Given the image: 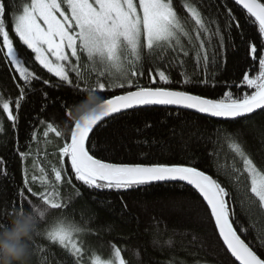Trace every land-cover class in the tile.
<instances>
[{
    "label": "trees",
    "instance_id": "obj_1",
    "mask_svg": "<svg viewBox=\"0 0 264 264\" xmlns=\"http://www.w3.org/2000/svg\"><path fill=\"white\" fill-rule=\"evenodd\" d=\"M6 2H10V11L18 13L28 0ZM174 4L179 11V0H174ZM198 7L207 19L219 22L224 35L223 47L219 45V38L213 37V47L209 48L210 83H192L183 88L176 83L183 79L181 71L193 81L204 79L203 69L197 66L194 55L190 54L182 57L183 67L177 65L166 68L167 61L159 64V67L171 73L174 81L171 85L163 86L207 98H219L228 90L236 95L242 91L251 92V89L238 88L237 85L241 83L243 75H253L258 71L257 61H253L250 56V44H257L259 58L260 40L264 37L259 36L254 18L247 17L246 11L232 0H198ZM229 9L240 25L237 28L236 22H233L230 34L225 28ZM181 14L187 15L186 12ZM212 27L215 28V25ZM13 39L18 53L34 61L31 50L22 45L18 38L13 36ZM213 52L215 64L212 63ZM26 66L43 79H48L49 84L41 80L34 81L31 89L25 87L14 66L8 64L0 54V96L13 100V114L17 116L13 125L0 108V123L4 129L0 132V161L3 162L0 171L7 172L6 176L0 175V223L5 225L12 215L14 201L16 211L21 205L24 210L31 211L28 200L42 208L46 207L38 197H32L26 190L25 195L17 200V191L23 188L24 170L27 169L30 180L33 174L41 175L39 168L43 167L49 179L54 181L51 169L60 166L59 148L65 142H70L71 127L65 131V113L84 102L88 94L80 91L85 87V82L79 80L76 74L69 76L73 81V85L69 86L47 73L38 62H30ZM150 66L156 65L146 61L145 76L140 78V83L155 87L157 85H148L147 72ZM81 72L86 77L90 76L89 84H94L95 74L87 65L84 64ZM213 79L215 86L211 83ZM101 82H105L104 78H101ZM76 83L80 84V89L74 87ZM20 87H25L26 96L17 110L15 102ZM129 90L135 89L109 90L106 87L103 93H96L103 98H111ZM44 93H47V100ZM77 100L79 103H74ZM62 101L67 108L61 106ZM42 105H46L43 110ZM49 123L58 127L64 135L56 137L51 132L48 137H44ZM225 129L228 132L241 130L247 152L258 164L264 163V110L235 121H226L169 107L137 108L115 114L96 125L89 135L87 146L90 154L105 162L194 164L199 170L212 175L233 191L231 203L235 209L234 227L241 238L260 254L264 251V208L248 198L246 188L237 191L228 184L226 173L239 161L234 158V153L224 139ZM92 142L97 146L95 151L91 148ZM29 150V157L22 159L20 152ZM64 167L68 169L67 174L71 175L67 158ZM31 186L37 192L43 190L38 181ZM59 191L68 207L64 210L49 209L46 222H40L38 231L42 232L55 218L62 216L81 225L87 222L89 231L77 239L87 249L88 264L92 253L109 258L112 243L121 247L122 255L129 264H168V261L173 264H238L222 243L204 201L193 188L185 184L158 182L118 192L88 189L74 179L69 185L65 177L59 185ZM169 239L171 245L166 243ZM31 248L32 264H73V257L67 250L52 245L43 235H34Z\"/></svg>",
    "mask_w": 264,
    "mask_h": 264
},
{
    "label": "snow or ice",
    "instance_id": "obj_2",
    "mask_svg": "<svg viewBox=\"0 0 264 264\" xmlns=\"http://www.w3.org/2000/svg\"><path fill=\"white\" fill-rule=\"evenodd\" d=\"M235 3L246 10L247 17L254 18L259 36L264 37V2L235 0ZM182 12L187 15H182ZM233 22H236L237 28L240 27L229 9L225 17V28L229 34ZM13 36L31 50L34 61L31 57L18 53ZM213 37H218L219 45L223 47L224 35L219 22L209 20L202 14L198 0H179V11L174 0H28L18 13L10 11V2L0 0V54L8 64L14 66V71L19 74L25 87L31 89L34 81L41 80L44 84H49L48 79H43L26 66L30 62H38L47 73L69 86L73 85L69 72L76 73L77 78L85 82L83 89H80L79 83L74 86L81 92L103 93L106 87L109 90L135 89L112 98H104V111L101 115L85 121L83 125L79 122L71 125L70 142H65L59 148L60 166H53L51 169L54 181L49 179L43 167L39 168L41 175H32L30 180L27 169L24 170L23 188L18 189L17 200L25 195L26 190L46 206L42 208L32 200L27 201L36 217L38 229L40 222H46L49 209L64 210L68 207L59 191V185L64 182L65 177L69 185L74 179L88 189L118 192L158 182H183L195 189L206 202L219 236L235 261L239 264H264V251L260 254L254 251L234 227L235 209L231 203L233 191L212 175L199 170L194 164L105 162L90 154V149L86 146L94 126L105 117L122 110L173 106L226 121H235L257 110H264V39L260 40L259 58L257 44H250V56L253 61H257L258 71L253 75H243L241 83L237 85L238 88L251 89V92L242 91L236 95L228 90L219 98H207L186 90L163 86L171 85L174 81L171 73L159 67V64L167 61L166 68L177 65L183 67L182 57L190 54L194 55L197 66L203 69L204 79L193 81L181 71L183 79L176 83L181 88L192 83L209 84V48L213 47ZM82 56L95 74L94 84H89L90 76L86 77L80 71L79 64H74L71 59L75 58L79 62ZM146 61L150 65H156L150 66L147 72L148 85H157L155 87L140 83V78L145 76ZM212 63L215 64V52ZM101 78L105 82H101ZM211 83L215 86L214 79ZM25 87L19 88V97L15 102L17 110L25 99ZM43 95L47 100V93ZM12 105L11 98L0 96V108L15 125L17 116L13 114ZM61 106L67 108L63 101ZM44 107L46 105H42V110ZM65 115L68 117L70 111H66ZM3 131L0 123V132ZM49 132L56 137L64 135L51 123L47 125L43 135L48 137ZM242 136L239 129L235 132L224 130V139L234 153V158L239 161L231 166L226 179L232 189L238 191L242 187L246 188L248 198L264 208V163L254 161L246 150V142ZM91 148L96 150L94 142L91 143ZM30 154L31 150L20 152L21 158L25 160ZM65 158L70 161L71 175L67 174L68 169L64 167ZM2 166L3 162L0 161V169ZM0 175L6 176L7 172L0 171ZM37 181L43 189L39 192L31 186ZM19 210H24L22 205ZM15 212L14 201L13 212L10 214ZM0 226L6 225L0 223ZM88 231L87 222L81 225L62 216L55 218L42 232L37 230L36 235H43L52 245L67 250L73 257V264H88L87 249L77 239ZM166 243L171 245V239ZM111 250L109 258L92 253L90 264H129L122 255L121 247L112 243ZM168 264L173 262L168 261Z\"/></svg>",
    "mask_w": 264,
    "mask_h": 264
},
{
    "label": "clouds",
    "instance_id": "obj_3",
    "mask_svg": "<svg viewBox=\"0 0 264 264\" xmlns=\"http://www.w3.org/2000/svg\"><path fill=\"white\" fill-rule=\"evenodd\" d=\"M104 98L98 93H88L86 100L73 106L67 117L65 131L71 125L99 116L104 111ZM38 230L33 212L17 210L6 226H0V264H32L31 242Z\"/></svg>",
    "mask_w": 264,
    "mask_h": 264
},
{
    "label": "water",
    "instance_id": "obj_4",
    "mask_svg": "<svg viewBox=\"0 0 264 264\" xmlns=\"http://www.w3.org/2000/svg\"><path fill=\"white\" fill-rule=\"evenodd\" d=\"M234 3H235V0H232ZM239 6V5H238ZM239 7H241L242 8V6H239ZM246 11V10H245ZM122 94H125V93H122ZM192 94V93H191ZM120 95V94H119ZM114 97V96H113ZM112 98V97H111ZM149 107H169V108H175V107H173V106H149ZM139 108H145V107H139ZM133 109H137V108H133ZM133 109H127V110H122L121 112H125V111H129V110H133ZM175 109H177V108H175ZM182 110H187V111H191V112H194V113H197V112H195L194 110H188V109H182ZM259 110H257L256 112H258ZM120 112V113H121ZM256 112H254V113H256ZM254 113H252V114H254ZM115 114H118V113H114L113 115H115ZM197 114H200V115H204V116H207V115H205V114H201V113H197ZM112 115V116H113ZM251 115V114H250ZM112 116H110V117H112ZM110 117H105L104 118V120H102V121H105L106 119H108V118H110ZM208 117V116H207ZM210 118H212V117H210ZM241 118H243V117H241ZM214 119H218V120H222V119H219V118H214ZM238 119V118H237ZM102 121H100V122H98L97 123V125L99 124V123H101ZM95 127V126H94ZM90 135V134H89ZM86 146H87V144H86ZM207 174V173H206ZM209 175V174H208ZM169 183H182V184H185V183H183V182H169ZM186 185V184H185ZM187 186H189V187H191L190 185H187ZM192 188V187H191ZM195 190V189H194ZM196 191V190H195ZM197 192V191H196ZM198 193V192H197ZM199 194V193H198ZM200 195V194H199ZM201 197V196H200ZM202 198V197H201ZM202 200H203V198H202ZM204 201V200H203ZM204 203H205V205H206V202L204 201ZM207 206V205H206ZM210 211V210H209ZM213 221H214V218H213ZM215 224V223H214ZM217 232H218V229H217ZM218 235H219V233H218ZM220 237V236H219ZM220 239H221V241H222V243H223V240H222V238L220 237ZM225 247H226V245H224ZM227 249V248H226ZM228 251V250H227ZM228 253L230 254V256H231V253L228 251ZM232 257V256H231ZM234 260H235V258L234 257H232ZM238 264H239V262L238 261H236Z\"/></svg>",
    "mask_w": 264,
    "mask_h": 264
},
{
    "label": "rangeland",
    "instance_id": "obj_5",
    "mask_svg": "<svg viewBox=\"0 0 264 264\" xmlns=\"http://www.w3.org/2000/svg\"><path fill=\"white\" fill-rule=\"evenodd\" d=\"M71 59H72V61H73L74 64H79V66H80V71H81V69L83 68L84 64L87 65V61H86L85 57H83V56L81 57V60H80L79 62H77V61L75 60V58H71ZM87 66H88V65H87ZM75 74H76V73H74V72H69V76H72V75H75ZM50 133H51V132H49V135H50ZM49 135H48V136H49ZM44 137H45V136H44ZM237 163H239V162H237ZM46 174H47V173H46ZM33 175H34V174H33ZM36 176L39 177L40 175L37 174ZM47 176H48V174H47ZM38 183H39V181H38ZM60 185H61V184H60Z\"/></svg>",
    "mask_w": 264,
    "mask_h": 264
}]
</instances>
